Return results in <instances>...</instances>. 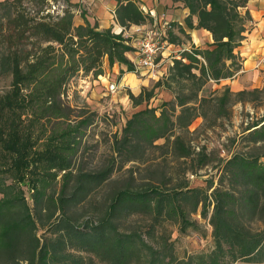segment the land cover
Here are the masks:
<instances>
[{
	"label": "trees",
	"instance_id": "16d2710c",
	"mask_svg": "<svg viewBox=\"0 0 264 264\" xmlns=\"http://www.w3.org/2000/svg\"><path fill=\"white\" fill-rule=\"evenodd\" d=\"M117 1L122 27L141 26L150 19L136 0ZM178 1L190 10L187 27L210 32L213 44L185 51L146 95L130 93L136 107L151 100L158 88L173 99L162 104L159 115L158 109L134 114L115 138L114 152L122 164H144L149 152L162 149L184 165V172L196 175L213 161L205 148L196 152L192 146V124L203 118L216 126L221 117H231L232 105L256 101L264 90L233 92L225 87L217 96L200 97L210 82L232 79L242 70L236 50L246 39L250 15L242 11L249 0ZM1 7L0 75H11L12 85L0 97V264L264 263V119L247 129L245 139L253 150L239 152L218 167L216 187L215 180H208L206 189L190 188L165 170L138 183L132 173L105 202L81 212L92 193L113 178L116 166L74 173L66 153L71 147L50 145L44 155L38 153L33 124L25 126L23 116L31 111L36 118L67 117L61 95L68 82L81 71L102 75L106 58L110 66H125L122 74L134 73L137 68L128 54L135 49L124 33L100 31L87 20L76 26L71 6L57 16L48 12L49 0H8ZM171 41L181 44L175 37ZM87 124L69 125L64 137ZM160 140L165 143L157 145ZM198 213L209 219L214 247L181 259L170 227L177 226L182 234L200 231L192 218ZM42 230L46 233L40 237Z\"/></svg>",
	"mask_w": 264,
	"mask_h": 264
},
{
	"label": "rangeland",
	"instance_id": "374dc122",
	"mask_svg": "<svg viewBox=\"0 0 264 264\" xmlns=\"http://www.w3.org/2000/svg\"><path fill=\"white\" fill-rule=\"evenodd\" d=\"M5 1L8 0H0V13L1 5ZM47 8L48 12L54 16L62 15L68 9V2L66 0H49V7ZM82 17L86 22L87 19H85V16ZM74 24L80 26L75 21ZM187 41L188 36L185 35L181 39L179 48H176L170 55L166 54V52L164 53L163 63L162 57L159 60L160 65H163L161 73L156 77L149 75L146 71L136 70L133 73L132 81L129 83L127 80L128 76L126 78H124L125 76L121 77L124 74L119 72L118 66L120 64L110 66L106 58L104 60V72L102 75L95 77L93 74L87 75L81 71L64 87L61 102L66 110L67 117L63 119L55 117L36 118L35 115H32L31 111L28 113L30 116L32 115L30 118L27 117L28 114L23 116L25 126L33 124L32 132L35 150L38 153L44 155L50 148V145L71 147L66 153L70 156V170L74 173L80 171L98 172L105 167L116 166V172L113 178L105 187L98 188L92 193L90 199L84 205L80 206L79 209L81 212L93 210L92 208H97L105 202L109 192L117 185L127 181L132 173L138 180V183L150 179L153 176L152 174L157 170L160 173H162V170H165L174 176L175 182H188L190 188L206 189L208 187V180H215L216 187L220 176V169L218 167L223 166L231 157L239 152L253 150L254 145L246 142L245 138L250 132L247 129L264 119L263 93L258 95L256 101H245L232 105L230 109L231 117L229 119L221 117L216 126L212 127L210 122L208 125L203 118H198L192 124L190 127L192 134L189 136L192 146L196 152L205 148L213 161L209 167L199 171L196 175H192L190 172H184V165L178 163L171 155H166L162 149H154L149 152L144 164H122L120 158L115 154V138L122 135L123 129L133 115L146 109H158L159 115L162 104L165 102L162 98L163 88L156 89L151 100L146 101L138 107L130 99V93L134 96H139L142 93L146 95L145 92L151 91L159 81H162L163 77L168 76L170 68L176 60L174 57L178 55V57L182 58L185 51L191 52L193 50L194 47H189ZM182 43L185 45H182ZM200 49L206 50L209 48L204 46ZM128 58L132 61L136 60V58H133L132 53L128 54ZM146 80H150L151 84L143 87L141 83L145 84L144 82ZM236 81L234 85L235 90L231 89L233 92L257 89L254 88L256 84L253 83L252 76H249V74H240L236 77ZM137 84H140V87H135ZM11 85V75H0V97L11 90ZM111 85L117 86L118 90L115 93L109 92ZM218 85L219 83L217 82H210L203 89L200 97L212 98L219 95L225 87L220 88ZM258 89L264 90V88ZM125 95L128 98L123 101L122 98ZM35 118L36 120L33 122ZM83 122H88V124L77 129L69 138L64 137L63 131L69 125L80 127ZM164 143V140H160L156 144L162 145ZM64 173L61 172L58 177L59 183L56 188V195H59L62 183L61 179ZM25 191L29 204L31 207H34L32 193L28 188H25ZM212 209H210V213ZM59 214L58 212L56 217ZM192 218L197 220L201 225L200 231L190 229L187 233L182 234L178 232L177 226L170 227V231L173 232L172 242L175 245V251L181 259L196 254L208 253L214 247L209 219L202 218L200 213L193 215ZM45 233L46 231L42 230L39 232V236L43 237ZM96 264L104 263L96 261ZM235 264L255 263L241 261Z\"/></svg>",
	"mask_w": 264,
	"mask_h": 264
},
{
	"label": "crops",
	"instance_id": "0c3cea01",
	"mask_svg": "<svg viewBox=\"0 0 264 264\" xmlns=\"http://www.w3.org/2000/svg\"><path fill=\"white\" fill-rule=\"evenodd\" d=\"M66 1L68 2V7L71 6L75 14L74 21L78 25L85 24V20L82 17L85 16V19L92 26L97 25L100 31L112 30L115 34L124 33L126 38H130L132 46L135 49V52L132 53L134 59L136 58V50L141 38L138 30L147 29L157 24H172V28L169 30L170 41L172 37H175L177 41H181L186 35L188 36L187 42L189 47L203 48L206 46L210 48L213 44V38L210 32L203 29L191 30L187 27L186 20L190 16V10L178 0H136L143 12L149 15L150 19L144 25L132 26L129 29L122 27L117 20L116 11L119 5L117 0ZM247 12H249L250 20L246 24V39L236 50V54L242 59L241 74H249V76H252L253 83L256 84L254 88H264V67L256 68L259 60L264 56V0H249L247 7L242 13L246 15ZM197 23L198 20L194 17V24L197 25ZM175 45L179 46L178 44ZM174 51H167L166 54L170 55ZM177 58H179L178 55L174 57V59ZM118 67L119 72L126 71L124 66L119 65ZM123 76H125L124 78L133 76V73L125 72L121 77ZM236 82V79L222 80L218 86L220 88L230 87L232 90H235L234 85ZM144 83H141L143 87L150 85L151 81L146 80ZM135 87H140V84H137ZM162 93V98L165 102L173 99L170 93L164 90H162ZM127 98L128 96L125 95L122 100L125 101Z\"/></svg>",
	"mask_w": 264,
	"mask_h": 264
},
{
	"label": "built area",
	"instance_id": "2783aa9c",
	"mask_svg": "<svg viewBox=\"0 0 264 264\" xmlns=\"http://www.w3.org/2000/svg\"><path fill=\"white\" fill-rule=\"evenodd\" d=\"M264 21V19H263ZM172 24L166 23L163 25L157 24L143 30H138L141 34V38L138 42L136 51L135 65L137 70L146 71L149 75L156 77L161 73L162 66L160 65V58L164 53L170 50H175L179 46L173 44L170 41L169 30H171ZM182 59V58H178ZM186 61V60H184ZM264 67V56L259 60L257 69ZM240 73H237L232 79H236ZM116 85H111L109 92L115 93L117 91Z\"/></svg>",
	"mask_w": 264,
	"mask_h": 264
},
{
	"label": "bare ground",
	"instance_id": "6f19581e",
	"mask_svg": "<svg viewBox=\"0 0 264 264\" xmlns=\"http://www.w3.org/2000/svg\"><path fill=\"white\" fill-rule=\"evenodd\" d=\"M132 79H133L132 76L127 77V80H128L129 83L132 81Z\"/></svg>",
	"mask_w": 264,
	"mask_h": 264
}]
</instances>
